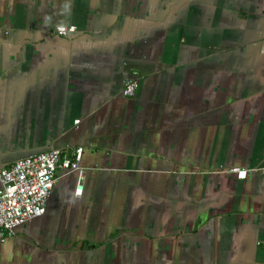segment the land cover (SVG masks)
<instances>
[{
  "label": "crops",
  "instance_id": "obj_1",
  "mask_svg": "<svg viewBox=\"0 0 264 264\" xmlns=\"http://www.w3.org/2000/svg\"><path fill=\"white\" fill-rule=\"evenodd\" d=\"M76 148L0 264H264V0H0V170Z\"/></svg>",
  "mask_w": 264,
  "mask_h": 264
},
{
  "label": "built area",
  "instance_id": "obj_2",
  "mask_svg": "<svg viewBox=\"0 0 264 264\" xmlns=\"http://www.w3.org/2000/svg\"><path fill=\"white\" fill-rule=\"evenodd\" d=\"M76 30V27H58L54 34L67 37ZM139 87L138 79L126 81L122 93L133 98ZM83 154V148L52 150L0 170V244L15 237L20 227L45 214L50 194L58 181V172H76L80 181H84ZM259 170H264V166ZM232 172L240 179L249 173L241 169Z\"/></svg>",
  "mask_w": 264,
  "mask_h": 264
}]
</instances>
